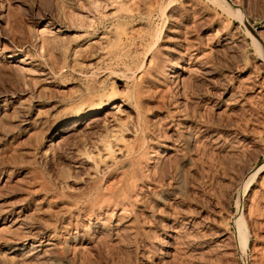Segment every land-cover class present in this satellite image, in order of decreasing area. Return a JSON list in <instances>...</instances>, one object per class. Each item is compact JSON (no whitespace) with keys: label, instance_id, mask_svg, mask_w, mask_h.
Returning a JSON list of instances; mask_svg holds the SVG:
<instances>
[{"label":"rangeland","instance_id":"374dc122","mask_svg":"<svg viewBox=\"0 0 264 264\" xmlns=\"http://www.w3.org/2000/svg\"><path fill=\"white\" fill-rule=\"evenodd\" d=\"M0 264H264V0H0Z\"/></svg>","mask_w":264,"mask_h":264},{"label":"bare ground","instance_id":"6f19581e","mask_svg":"<svg viewBox=\"0 0 264 264\" xmlns=\"http://www.w3.org/2000/svg\"><path fill=\"white\" fill-rule=\"evenodd\" d=\"M8 58H12V57H8ZM11 60H12V59H11ZM22 61H23V60H22ZM103 104H104V103H103ZM102 108H103V105L97 107L96 109L100 111V109H102ZM96 109H95V110H96ZM95 112H96V111H95ZM77 124H78V123H77ZM71 126H73V125H71ZM70 128H71V127H70ZM70 128H69V129H70ZM73 129H74V128H73ZM66 130L68 131V129H66ZM253 170H254V169H253ZM250 171H251V172H248V175H253L251 178H254V177L257 176V174L260 172V171H257L256 173L252 174V170H250ZM251 182H252V181H251ZM240 221H241V220L239 219L238 222H237V223H238V230H239V235H240V236H241V235L243 236V233H242V227H241V226H242V225H241L242 223L240 224ZM245 244H246V243H245ZM51 246H52V245H51ZM7 254H8V253H7ZM5 259H7V256H6V255L3 256V260H5Z\"/></svg>","mask_w":264,"mask_h":264}]
</instances>
